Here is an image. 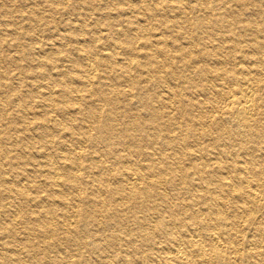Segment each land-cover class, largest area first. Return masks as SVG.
Wrapping results in <instances>:
<instances>
[{
    "label": "bare ground",
    "instance_id": "bare-ground-1",
    "mask_svg": "<svg viewBox=\"0 0 264 264\" xmlns=\"http://www.w3.org/2000/svg\"><path fill=\"white\" fill-rule=\"evenodd\" d=\"M0 264H264V0H0Z\"/></svg>",
    "mask_w": 264,
    "mask_h": 264
}]
</instances>
